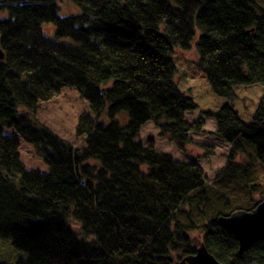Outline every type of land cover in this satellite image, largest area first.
<instances>
[{
	"label": "trees",
	"instance_id": "16d2710c",
	"mask_svg": "<svg viewBox=\"0 0 264 264\" xmlns=\"http://www.w3.org/2000/svg\"><path fill=\"white\" fill-rule=\"evenodd\" d=\"M71 2L80 12L63 17L56 0H0V240L23 253L0 264H179L198 241L220 264H264V241L240 255L217 222L262 202L253 195L261 190L256 162L264 164V6ZM44 24L52 25L51 37ZM194 40L197 68L229 101L203 113L215 123L210 134L230 146L212 183L198 162L175 161L152 139L138 140L152 122L184 153L191 135L205 133L201 118L185 121L197 106L174 82V51H188ZM250 85L263 93L244 122L233 88ZM64 89L88 104L75 127L79 150L34 116ZM20 140L47 172L25 169Z\"/></svg>",
	"mask_w": 264,
	"mask_h": 264
},
{
	"label": "rangeland",
	"instance_id": "374dc122",
	"mask_svg": "<svg viewBox=\"0 0 264 264\" xmlns=\"http://www.w3.org/2000/svg\"><path fill=\"white\" fill-rule=\"evenodd\" d=\"M258 4L264 6V0H256ZM60 15L72 16L80 12L71 0H56ZM44 33L48 36L53 35V27L50 24H44ZM198 52L196 50V40L191 44L188 51L175 49L174 63L176 66V74L174 82L178 89L186 96L190 97L197 109L193 112L186 113L184 119L188 123H192L198 119L204 121V134L191 135V144L187 146L184 153L177 151L171 143L165 138L158 135L157 128L152 122H147L140 128L138 140L143 144L149 139H152L155 149L159 153H164L171 156L175 161L198 162L204 171L205 180L212 183L215 175L226 164V157L230 151V146L225 144L215 137L210 132L216 128L213 120L207 119L203 113L208 111L215 112L222 106L229 103L225 98L216 96L204 76L197 68ZM236 96L232 102L233 109L237 112L238 117L249 122L252 119L253 113L260 101L263 93V88L260 85L236 86L233 88ZM83 112H88V104L82 100L74 89H64L60 94L48 102L39 103L37 110L34 113L35 119L40 125L47 127L50 131L56 134L65 142L72 144L75 149H80L83 146V138L75 135V127L79 115ZM104 121L107 120L105 115L102 116ZM118 120L124 124L125 118L119 116ZM20 158L27 170H38L42 173L47 172L42 161L36 156L33 148L20 140ZM237 162L245 163L246 158L237 155ZM256 167V177L261 185V190L253 195L254 201H264V164L259 162ZM74 230H78L76 224L72 223ZM199 236L197 233H192V237ZM23 253L16 251L10 241L0 240V261L14 263Z\"/></svg>",
	"mask_w": 264,
	"mask_h": 264
},
{
	"label": "water",
	"instance_id": "95a60500",
	"mask_svg": "<svg viewBox=\"0 0 264 264\" xmlns=\"http://www.w3.org/2000/svg\"><path fill=\"white\" fill-rule=\"evenodd\" d=\"M3 54L0 51V60ZM218 224L238 242L240 255L251 249L256 243L264 241V201L260 202L252 211H237L230 216L220 217ZM179 264H220L198 241L194 255L182 258Z\"/></svg>",
	"mask_w": 264,
	"mask_h": 264
}]
</instances>
